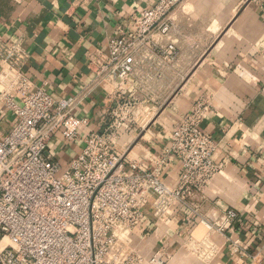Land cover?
I'll return each instance as SVG.
<instances>
[{"label":"crops","instance_id":"0c3cea01","mask_svg":"<svg viewBox=\"0 0 264 264\" xmlns=\"http://www.w3.org/2000/svg\"><path fill=\"white\" fill-rule=\"evenodd\" d=\"M157 2L0 0V40L24 41L34 88L56 100L71 98L92 82L88 54L107 52L118 27L130 33L132 15ZM170 24L169 34L156 41L165 50L173 46V61L163 56L138 66L122 90L120 99L135 103L131 118L136 122L128 125L125 150L130 159L153 168L169 146L173 128L205 99L202 131L218 143L214 160L223 169L193 203L218 224L228 210L237 219L224 233L212 232L216 253L207 261L189 246L204 228L185 210L175 209L157 222L149 208L133 239L142 254L162 252L168 264H264V0H185L171 14ZM116 97L114 87L102 84L75 114L89 119V130L101 132L107 114L120 104ZM14 124L0 101V137ZM82 147V139L71 143L58 134L49 151L66 168ZM179 175L174 160L163 178L175 186Z\"/></svg>","mask_w":264,"mask_h":264},{"label":"built area","instance_id":"2783aa9c","mask_svg":"<svg viewBox=\"0 0 264 264\" xmlns=\"http://www.w3.org/2000/svg\"><path fill=\"white\" fill-rule=\"evenodd\" d=\"M184 1L158 0L135 12L130 33L120 26L107 52L88 54L92 82L71 98L56 100L34 88L24 41L0 40V101L15 118L12 130L0 137V264H168L162 252L142 254L133 239L149 208L157 222L175 209L187 211L204 228L191 240L192 252L206 261L214 257L212 232L224 233L237 214L228 210L218 224L193 203L223 169L214 160L218 143L202 131L207 101L199 100L173 128L153 168L130 159L123 143L128 125L136 122L135 103L120 99L122 90L138 66L163 56L173 61V46L165 50L156 37L169 34L170 16ZM102 84L117 90L120 104L98 132L75 112ZM58 134L71 143L83 140L66 168L49 151ZM174 160L180 175L171 186L163 175Z\"/></svg>","mask_w":264,"mask_h":264}]
</instances>
